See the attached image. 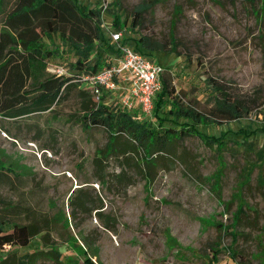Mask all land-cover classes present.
Masks as SVG:
<instances>
[{
	"label": "rangeland",
	"instance_id": "374dc122",
	"mask_svg": "<svg viewBox=\"0 0 264 264\" xmlns=\"http://www.w3.org/2000/svg\"><path fill=\"white\" fill-rule=\"evenodd\" d=\"M6 1L11 9L16 0ZM77 2L101 10V28L112 43L108 50L102 48L107 44L98 48L103 54L95 50L92 61L98 55H116L111 34L118 30L133 48L143 36L167 49L175 47V52L146 53L165 67L163 76L175 89L161 114L191 107L208 117L200 121L207 123L198 124L199 130L225 135L228 146L219 151L216 144L186 135L168 152L151 155L150 168L141 148L111 153L109 131L101 125L84 126L81 104L87 97L83 99L80 89L87 86L74 79L78 85L52 110L15 120L0 117V216L48 226V239L61 252V260L43 256L38 264H68L69 259L82 264L91 257L99 264H264V163L257 154L264 149V18H257L250 0ZM139 8V24L133 28ZM43 42L53 55L44 68L35 67L34 79L41 72L42 77L55 75L56 67L64 68L67 77L79 71L73 68L79 55L69 42L57 33ZM212 81L233 96L252 95L260 88L261 104L237 120L219 118L217 124ZM118 95L106 94L101 100L93 96V101L155 123L154 109L148 115L139 106L124 110ZM240 129L254 133L247 137ZM250 168L243 189L249 207L234 230L229 227L238 205L233 193ZM81 202L85 206H79ZM222 223L227 227L220 228ZM232 230L238 233L235 241ZM38 247L50 249L41 235L20 254ZM7 250L0 251V257ZM216 250L220 252L214 257Z\"/></svg>",
	"mask_w": 264,
	"mask_h": 264
},
{
	"label": "trees",
	"instance_id": "16d2710c",
	"mask_svg": "<svg viewBox=\"0 0 264 264\" xmlns=\"http://www.w3.org/2000/svg\"><path fill=\"white\" fill-rule=\"evenodd\" d=\"M250 1L257 18H264V0ZM7 5L6 0H0V117L15 120L52 110L53 106L63 99L70 88L78 85L72 80L79 78L81 73L98 72L109 63L107 60L112 58V55H108V58L98 55L97 59H93V61L91 58L95 50H98L101 45L107 44L102 47L106 50L112 46L101 28V10L99 8H87L80 5L77 0H16L13 8L9 9ZM140 12V8L136 9L132 19L133 28L139 24ZM114 24L118 26L117 19H115ZM55 33L76 49L79 57L73 68L79 71L68 77L47 73L42 77L41 72L40 77L34 79L35 67L42 65L44 68L46 66L44 61L53 55V51L44 44V38H51ZM260 38L264 41V29H261ZM171 40L172 43L175 42L172 33ZM123 42L129 44L124 37ZM134 48L144 55L157 50L176 51L175 47L167 49L165 45L154 43L147 36L138 39ZM117 52L116 49V54ZM98 53L103 54L100 50ZM212 85L216 92L217 103L215 106L216 115H214L217 118H212L215 120L213 122L217 124L221 123L219 118L237 120L261 104L260 88H257L252 95L233 96L226 92L221 83L212 81ZM80 95L83 99L84 96L87 97V100L81 104V109L84 112L82 116L84 126L101 125L105 127L110 133L107 150L111 153L129 154L135 150L139 151L140 148L143 149L145 154L143 161L148 168L154 164V160L150 158L151 155L168 152L170 147L186 135H197L207 144H216L219 151L225 150L228 146L225 135H208L199 130L198 124L207 123L200 121L203 118L208 120V117H202L201 113L191 107L186 109L180 106L177 110L171 109V111L165 112L166 116L161 114V108L166 104L168 97L175 95L174 87L164 76L162 88L154 100L156 119L154 124L140 120L128 112L114 110L103 101L96 105L93 101L94 94L88 88L80 89ZM101 99H105V97ZM176 119L186 121L181 123ZM170 120L181 123V125L169 122ZM240 131L247 137L254 133L253 130L248 129H240ZM244 143L250 144L247 140ZM257 154L264 163V149L259 150ZM144 169L147 174L150 173L146 167ZM250 174L251 168L246 173L242 184L238 186L237 191L233 193L232 199L238 201V205L229 227L234 228V230L249 207L244 199L243 189L250 181ZM231 202L229 201V204ZM82 205L81 202L79 206ZM7 207L11 208L10 206ZM95 208L100 209L102 207ZM97 212L98 217L102 219L103 211L98 210ZM40 222L32 221L23 224L7 221L0 216V251L8 248L7 254L1 255L0 264H13L15 262L18 264H38V260L43 256L54 259L57 257V260H61V252L48 239V226L43 223L40 224ZM104 226L108 229H114V226L108 222H104ZM224 227L227 226L222 223L220 228ZM234 230L231 232L235 241L238 233ZM38 235H41L43 244L50 246V249L38 247L32 252L20 254L21 248L28 247L34 237ZM84 243L89 246L86 239H84ZM219 252L220 250H216L213 256L217 257ZM68 264L79 263L69 259ZM82 264H93V261L91 258H86Z\"/></svg>",
	"mask_w": 264,
	"mask_h": 264
},
{
	"label": "built area",
	"instance_id": "2783aa9c",
	"mask_svg": "<svg viewBox=\"0 0 264 264\" xmlns=\"http://www.w3.org/2000/svg\"><path fill=\"white\" fill-rule=\"evenodd\" d=\"M123 31L111 34L118 50L98 72L82 73L79 78L86 84L94 96L101 100L106 94L113 95L120 92L118 97L124 110H132L139 106L142 113L148 115L154 109V100L162 88V79L166 71L163 65L137 51L123 42ZM53 73L61 76L64 68H55ZM92 259V257H91ZM93 264H99L93 260Z\"/></svg>",
	"mask_w": 264,
	"mask_h": 264
}]
</instances>
